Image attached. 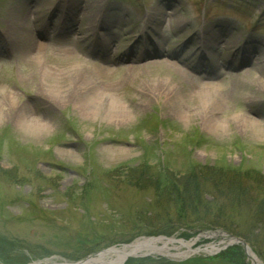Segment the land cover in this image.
Listing matches in <instances>:
<instances>
[{
    "label": "rangeland",
    "instance_id": "374dc122",
    "mask_svg": "<svg viewBox=\"0 0 264 264\" xmlns=\"http://www.w3.org/2000/svg\"><path fill=\"white\" fill-rule=\"evenodd\" d=\"M67 2L79 15H62ZM101 2L113 29L97 44L83 7ZM40 42L47 45L42 53ZM138 42L160 47L159 59L183 72L190 70L173 54L192 65L212 54L219 88L181 74L202 92L194 101L179 97L184 110H174L156 89L161 78L171 81L170 74L128 60ZM214 43L219 47L212 50ZM252 45L259 49L251 66L232 71L226 59ZM63 49L77 58L56 57ZM73 66L90 70L77 100L59 97L66 90L55 84ZM44 67L56 74L44 76ZM245 69L264 78V0H0V264L76 262L152 236L182 238L194 243L193 252L140 254L123 264L131 258L135 264H254L238 240L243 238L205 225L175 226L174 202L159 198L151 185L129 182L125 173V166L146 160L153 165L148 178L155 179L160 168L154 164L164 157L169 165L161 170L178 176L187 160L264 174V88L252 106L257 125L240 121L250 109L243 96L248 87L219 110L207 100L210 93L232 91ZM252 196L250 206L239 205L242 231L251 228L249 217L264 189ZM162 229L171 234H148ZM248 234L257 249L243 242L264 264V221ZM209 245L217 249L202 250ZM238 246L240 257H224Z\"/></svg>",
    "mask_w": 264,
    "mask_h": 264
},
{
    "label": "bare ground",
    "instance_id": "6f19581e",
    "mask_svg": "<svg viewBox=\"0 0 264 264\" xmlns=\"http://www.w3.org/2000/svg\"><path fill=\"white\" fill-rule=\"evenodd\" d=\"M73 4V3H72ZM74 6V5H73ZM71 3L66 4L64 6V9L62 10V15L66 17H71L78 14V8L75 6L73 7ZM86 7V8H85ZM104 3L101 2L99 5H96L95 3L91 4V8L89 9V4H86L83 8H85L87 11H85L86 14L90 16V27L92 28V35L96 37L94 40L95 43L99 44L100 37L102 35L108 34V32H112L113 26L111 23H108L106 20L103 19L104 16ZM12 25L14 24V21H11ZM96 27L98 29H101L103 33H99L96 31ZM45 31L46 28H43ZM125 33L124 35H126ZM8 37L10 35H7ZM6 36V37H7ZM6 37H4L3 40L6 41ZM128 37V36H125ZM136 43V42H135ZM153 44V42H151ZM255 43V42H254ZM147 44V43H146ZM145 43H137L134 45L133 48H130V52L132 53V58H129L128 60H131L132 62H138L141 60L146 61V63H138V68L146 67L151 64L155 68H162L164 71H167L168 74H170V79H163L161 78L160 84L157 85V90L159 93L166 94L168 96V99L171 100L173 103V109L176 111L184 110V108L176 101L179 97H191V100L194 101V96L196 93L202 92V86L196 85L193 81L187 82L186 80L182 79L181 74H193V77H198L199 79H210L213 81V85H210V90H217L219 87L217 86L219 83L218 76L214 70V66L216 65V59L213 57V55H209L208 57H200V60H203L201 65H192L188 59H184L180 57L178 53H175L172 55L174 59L177 60V64H181L182 66H185L189 68L190 71L183 72L181 71V68L179 66H173V65H167L163 60H160L159 57L164 54V50L160 47H156L155 49L150 50L149 46ZM156 46V43H154ZM251 44V42H249ZM46 43L40 42L38 44L37 50L38 52L42 53L44 50H46ZM219 45L217 43H214L213 45L209 46L212 48H218ZM221 46V45H220ZM233 46V42H232ZM231 46V47H232ZM259 49L258 45L255 46H246L244 48L238 47V54L237 56L233 54V56L228 57L226 59L229 68L232 71H235L239 66L243 64H248V67L251 66L253 63L252 52H255ZM56 54V57H67L68 59H76L77 55L72 53L71 51L67 50H58L54 52ZM154 58V59H153ZM38 62L40 61V58L37 57L36 59ZM112 61V60H111ZM142 61V62H144ZM113 62V61H112ZM207 67V68H204ZM44 76H49V74H56L53 73L45 67L43 68ZM244 75L241 76L238 79H235L232 82V91L225 89L221 93L217 94H208V99L210 101H213L210 105V108L214 110H219L225 102L232 98H236L237 93H239L241 88H244L245 86L248 87L247 94H243L245 96V100L247 101L250 109L244 110L242 112V116H240V121L244 123L254 122L256 125L258 124L257 121L252 117V114L255 113V110L252 108L257 103H260V94L261 90L264 88V78L261 76H256L252 74H248L246 72V69L244 70ZM63 76L61 78H58L55 81L56 87L59 88V86H64L66 92L63 93L60 92L59 97L64 96L66 99H74L77 100L80 97V94L82 93V89L87 87L86 81L90 75V70L86 67H79V66H73L72 68L68 69L67 71L61 73ZM238 74V73H233ZM194 84H191V83ZM46 88H44L45 90ZM107 92L109 89H105ZM105 92V93H107ZM202 94V93H201ZM57 95V94H56ZM58 96V95H57ZM62 98V97H61ZM217 107V108H216ZM216 113V111H215ZM211 115H214L212 113ZM204 237L214 236L215 234H203ZM235 241L232 237L229 239V243ZM245 241V240H244ZM193 244L191 242H188L182 238L177 237H164V236H153V237H144V238H138L134 242L123 245L121 247H112L104 252L98 253L96 255H91L83 260H80L79 262H65V263H59V264H123L125 260H128L131 256H136L140 254H152V253H158L163 254L167 256H183L189 253L193 252ZM180 248H187V252H173V249H180ZM201 250V248H199ZM197 249V250H199ZM215 249L214 246H206L204 247V251L207 252H213ZM250 257L253 260L254 264H261L260 260L258 259L257 255L252 252V250L248 251Z\"/></svg>",
    "mask_w": 264,
    "mask_h": 264
},
{
    "label": "trees",
    "instance_id": "16d2710c",
    "mask_svg": "<svg viewBox=\"0 0 264 264\" xmlns=\"http://www.w3.org/2000/svg\"><path fill=\"white\" fill-rule=\"evenodd\" d=\"M165 159L163 157L154 164L155 168H160L159 172L155 174L157 175L155 179L148 178L154 176L150 173V167L153 166L150 161L144 160L140 166H125V173L133 177H128L130 178H127L128 181L138 184L144 182L151 185L159 198L165 199L167 196L169 201L174 202L176 214L172 222L175 226L198 224L216 229L221 228L243 238L253 249H257L255 238L248 233L254 226L263 224L264 197L257 201V208L250 214L251 228L249 231L243 230V232L240 229V222L236 217L239 215V205L245 201V204L250 206L251 202L248 200H252L253 192H256V189H264V174L187 160L184 165L185 171L179 172L178 176L175 173L161 170L169 165L166 164ZM135 170L137 172H134ZM208 194H211L209 199L207 198ZM159 233L171 234L164 229L148 232L149 235H158ZM239 249H241L239 246L233 248V251L226 252L224 257H228L230 260L236 259L235 254L237 253L240 257ZM257 253L259 252L257 251ZM139 260H146V258ZM235 261L241 264L238 260ZM129 262L135 264L134 258H131Z\"/></svg>",
    "mask_w": 264,
    "mask_h": 264
},
{
    "label": "water",
    "instance_id": "95a60500",
    "mask_svg": "<svg viewBox=\"0 0 264 264\" xmlns=\"http://www.w3.org/2000/svg\"><path fill=\"white\" fill-rule=\"evenodd\" d=\"M239 241H242V243L244 244V246H245V248L247 249V251H249V247H248V245L245 243V242H243L244 240H242V239H238ZM80 261V260H79ZM79 261H77V262H79Z\"/></svg>",
    "mask_w": 264,
    "mask_h": 264
}]
</instances>
